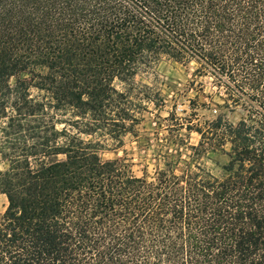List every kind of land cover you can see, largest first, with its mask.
Listing matches in <instances>:
<instances>
[{
  "label": "trees",
  "instance_id": "1",
  "mask_svg": "<svg viewBox=\"0 0 264 264\" xmlns=\"http://www.w3.org/2000/svg\"><path fill=\"white\" fill-rule=\"evenodd\" d=\"M163 61L211 77L189 106L219 112L171 118L198 143L136 176L100 152ZM0 160V264H264V0H0Z\"/></svg>",
  "mask_w": 264,
  "mask_h": 264
},
{
  "label": "rangeland",
  "instance_id": "2",
  "mask_svg": "<svg viewBox=\"0 0 264 264\" xmlns=\"http://www.w3.org/2000/svg\"><path fill=\"white\" fill-rule=\"evenodd\" d=\"M193 69V64L183 67L163 61L156 65L152 71L137 76L134 80L136 84L134 90H130L128 87L125 90L128 100L144 101L139 116L140 121L135 128L137 133L135 136L126 135L120 148L108 147L101 151V158L109 160L125 157L132 164V170L136 176H141L144 170L151 175L156 167L162 166L161 161H157L158 155L174 149L159 148L164 139L178 141L183 138L189 145H196L199 141V136L196 133H188L184 129L173 132L174 128H170L173 123L170 121L171 118H176L178 122L185 124L189 118H191L190 120L196 118L197 123H203L206 119H212L215 113L219 112L215 107H212L211 111L201 107H196L195 110L190 108L189 100L199 97L200 101L205 102L207 95L216 92V88L212 85V78L209 76L195 77ZM199 84L203 85L202 90H200ZM215 101L218 100L215 99ZM239 114V110H236L228 118L230 121L236 122ZM194 115L196 116L194 117ZM181 151L186 153L184 150ZM209 157L210 160L204 161L205 166L214 175H220L221 167L228 161L227 156L223 152H218L217 155H209ZM181 167H183L182 164L179 169ZM3 169L4 163L0 160V170ZM6 205L5 196L0 194V215L4 212Z\"/></svg>",
  "mask_w": 264,
  "mask_h": 264
}]
</instances>
